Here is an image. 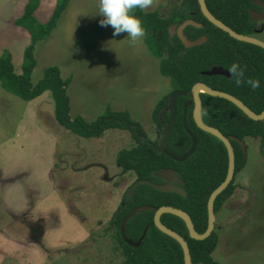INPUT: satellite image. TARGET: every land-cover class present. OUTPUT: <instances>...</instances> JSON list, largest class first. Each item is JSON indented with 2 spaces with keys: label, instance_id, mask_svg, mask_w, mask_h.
Wrapping results in <instances>:
<instances>
[{
  "label": "rangeland",
  "instance_id": "obj_1",
  "mask_svg": "<svg viewBox=\"0 0 264 264\" xmlns=\"http://www.w3.org/2000/svg\"><path fill=\"white\" fill-rule=\"evenodd\" d=\"M4 1L0 53L9 51L19 74L29 35L13 21L27 0ZM56 1L39 0L38 22L47 21ZM98 2L70 0L56 29L35 47L31 82L56 66L63 79L72 77L71 117L92 122L106 108L126 111L156 142L151 115L170 93L169 81L144 37L133 44L127 33L113 36L111 27L99 25ZM176 4L153 0L145 10L166 17ZM255 37L264 42V30ZM241 145L244 168L215 215L218 246L212 256L219 264H264V147L252 138ZM132 146L130 134L121 130L91 139L72 135L55 122L48 92L25 102L0 87V181L14 179L0 185V264H120L107 226L133 180L121 174L115 158Z\"/></svg>",
  "mask_w": 264,
  "mask_h": 264
},
{
  "label": "trees",
  "instance_id": "obj_2",
  "mask_svg": "<svg viewBox=\"0 0 264 264\" xmlns=\"http://www.w3.org/2000/svg\"><path fill=\"white\" fill-rule=\"evenodd\" d=\"M254 0H204L208 12L235 33L256 36L264 30V24L253 21L248 11H259ZM264 2V0H261ZM70 0H57L46 22L40 23L34 14L39 0H27L22 14L13 25L23 28L29 35V42L23 50L20 73L14 71L11 55L4 49L0 53V87L5 92L28 102L44 92H48L53 102L55 122L74 136L91 139L101 137L107 130H121L130 134L133 146L117 152L115 163L122 175L133 177L131 185L139 180L163 184L155 173L174 170L183 182L185 197L174 193H163L146 185H139L133 198L123 194L121 202L111 215L107 230L122 256L120 264H184L180 245L161 233L153 223V216L161 207H171L185 212L199 235L207 229V202L210 194L224 181L228 169V155L223 143L211 134L200 130L194 123L193 102L189 96L191 88L202 83L212 90L226 93L241 101L256 115L264 111V49L231 38L227 33L210 24L201 14L197 0H177L168 16L163 17L158 10L141 11L134 9L145 29L144 45L158 62L159 73L168 79L171 91L154 106L152 121L155 125L157 141L147 139L143 127L132 120L126 111H111L108 108L92 122L81 116H70V98L67 89L72 77H61L58 67L43 69L40 80L32 84L31 75L36 66L35 47L46 40L56 29ZM193 20L200 28L188 26L184 36L195 41L206 37V41L192 48H185L176 35L170 37L168 28ZM121 33L119 35H122ZM237 63L243 70L241 83L229 73V68ZM214 67L226 70L230 77L207 76L204 72ZM248 80H259L260 86L252 89ZM172 92H186L176 100L171 130L164 141V148L175 156L186 154L192 145L187 131L196 138L194 153L183 162H175L159 152V144L166 131L169 118V96ZM200 118L202 123L218 130L231 144L234 153V174L231 182L213 203L216 215L222 205L235 190L234 180L244 168V151L241 143L246 138L259 139L264 147V121H253L227 100L200 93ZM150 206L153 211L140 212L125 224L124 233L131 242H137L145 230L140 245L132 247L121 238L119 227L122 219L133 209ZM160 223L180 235L186 242L192 264H219L213 259L217 248L218 234L215 224L212 233L204 240L189 237L184 222L172 215L162 214Z\"/></svg>",
  "mask_w": 264,
  "mask_h": 264
},
{
  "label": "water",
  "instance_id": "obj_3",
  "mask_svg": "<svg viewBox=\"0 0 264 264\" xmlns=\"http://www.w3.org/2000/svg\"><path fill=\"white\" fill-rule=\"evenodd\" d=\"M197 2L199 5V9H200L201 14L210 24H212L213 26H215L219 30L227 33L231 38H233L237 41L249 43V44H252V45H255V46H258V47L264 49V42L263 41H261L260 39H258L255 36H245V35H240V34L235 33L229 27L224 25L222 22L215 19L208 12V10L205 6L204 0H197ZM253 4L258 6L261 9V12H256V11L250 9L248 11V15L251 17V19L253 21H256V22L263 21L264 20V2L261 0H254ZM188 26H193L195 28L201 27V25L199 23H197L193 20H186L178 26H176V25L169 26V28H168L169 36L172 37V36L176 35V37L179 39V41L182 43V45L185 48H192V47L203 44L206 41V37H204V36L200 37L199 39H197L195 41H190L184 36V30ZM203 74L207 75V76H224L227 78L230 77V74L226 70H224L223 68H220V67H214L211 70L204 72ZM200 93L208 94L212 97H217V98L227 100L230 103H232L233 105H235L239 110H241L249 119H251L253 121H264V111L261 114L256 115L255 113L250 111L241 101H239L235 97L230 96V95L223 93V92L212 90L202 83L195 84L191 88V90L189 91L188 94L191 97L192 102H193L192 116H193L194 123L196 124V126L200 130H202L208 134L213 135L214 137H216L218 140H220L223 143V145L225 146V148L227 150V155H228V169H227V174H226L224 181L210 194V196L208 198V202H207L208 223H207V229L203 234L199 235L198 233L195 232L191 219L189 218V216L185 212H183L181 210L171 208V207H161V208L157 209L154 213V216H153L154 226L161 233H163V234L169 236L170 238L174 239L180 245V247L182 249V253H183L184 264H192L188 246H187L185 240L180 235H178L177 233L167 229L165 226H163L160 223V220H159L160 216L162 214H172V215L180 218L184 222L186 229L189 233V237L191 239H194V240L206 239L212 233V231L214 229V222H215V214L213 211L214 199L216 198V196L218 194H220L223 190L226 189V187L231 182V180L233 178V174H234V153H233V149L231 147V144L218 130L205 126L201 121V118H200V98H199ZM184 95H186V92H172L170 94V96H169L170 104H169L168 124H167L166 131L163 135V138L159 144V152L165 154L167 157H169L171 160H173L175 162H183L187 158H189L194 153L195 148H196V143H197L195 136L191 132L187 131V133L189 134V136L191 138L192 145H191L190 150L186 154H184L180 157L169 153L164 148V145H163L164 141H165V139H166L167 135L169 134L171 127H172V123H173V119H174L175 106H176V100L178 97L184 96ZM241 147H242V145H241ZM242 150H243V147H242ZM154 175L156 178L161 179L164 183L163 184H155V183H152L148 180L136 181L128 188L127 193H126L127 196L132 199L135 189L139 185H146V186H149V187H151L154 190L159 191V192L174 193V194H178L182 197H185L186 193L182 188L183 182L177 177V174L174 170L163 169V170L156 172ZM153 210L154 209L150 206L137 207V208L131 210L122 219V221L120 223V227H119V233H120L122 240L127 245L132 246V247L139 246L141 241L144 238V235H145V230H144L141 237L139 238V240L137 242H131L129 239H127V237L125 236V233H124L125 224L127 223V221L130 218H132L134 215H136L140 212L153 211Z\"/></svg>",
  "mask_w": 264,
  "mask_h": 264
},
{
  "label": "clouds",
  "instance_id": "obj_4",
  "mask_svg": "<svg viewBox=\"0 0 264 264\" xmlns=\"http://www.w3.org/2000/svg\"><path fill=\"white\" fill-rule=\"evenodd\" d=\"M153 0H99L98 13L102 19L99 20L101 27H111L113 36L127 33L133 44L141 41L145 35L141 20L133 14L134 9L141 11L149 9ZM229 73L236 77V84L241 83L243 70L237 63H233L229 68ZM247 83L252 89L260 86L259 80H248Z\"/></svg>",
  "mask_w": 264,
  "mask_h": 264
},
{
  "label": "crops",
  "instance_id": "obj_5",
  "mask_svg": "<svg viewBox=\"0 0 264 264\" xmlns=\"http://www.w3.org/2000/svg\"><path fill=\"white\" fill-rule=\"evenodd\" d=\"M6 1V0H5ZM4 1V2H5ZM8 1V0H7ZM3 2V3H4ZM2 5V4H1ZM3 179V180H2ZM2 179H1V181H0V185H2V184H7L8 185V183L10 184L11 182H12V180H14V179H12V178H10V177H2ZM8 180H10V181H8ZM217 246H218V244H217ZM216 251V250H215Z\"/></svg>",
  "mask_w": 264,
  "mask_h": 264
},
{
  "label": "flooded vegetation",
  "instance_id": "obj_6",
  "mask_svg": "<svg viewBox=\"0 0 264 264\" xmlns=\"http://www.w3.org/2000/svg\"><path fill=\"white\" fill-rule=\"evenodd\" d=\"M255 6H256V5H255ZM257 7H258V6H257ZM256 12H261V9L259 8V11H256ZM259 23H263V21L258 22V24H259ZM262 32H263V31H262ZM262 32H260V33H262ZM260 33H259V34H260ZM256 36H257V35H256ZM258 39H259V38H258Z\"/></svg>",
  "mask_w": 264,
  "mask_h": 264
}]
</instances>
